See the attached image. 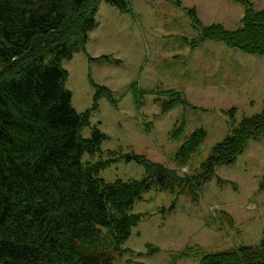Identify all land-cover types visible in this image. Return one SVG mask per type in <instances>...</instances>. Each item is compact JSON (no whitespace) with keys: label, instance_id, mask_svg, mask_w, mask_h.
<instances>
[{"label":"rangeland","instance_id":"1","mask_svg":"<svg viewBox=\"0 0 264 264\" xmlns=\"http://www.w3.org/2000/svg\"><path fill=\"white\" fill-rule=\"evenodd\" d=\"M121 10L99 0L95 24L83 47L63 59L71 102L78 111L91 106L96 89L105 92L89 110L84 135L97 125L100 149L83 159H107L98 173L107 180L140 178L142 163L124 153L192 172L210 147L242 116L264 105V53H250L221 40L191 44L201 23L241 24L243 0H127ZM264 9V0H250ZM102 86V87H100ZM169 89L185 102L164 108ZM164 102V103H163ZM184 121L180 136L171 131ZM202 126L206 135L186 164L174 159L184 137ZM264 134L251 137L231 162L195 189L170 191L152 184L131 205L141 215L112 264H201L193 252L255 244L264 235Z\"/></svg>","mask_w":264,"mask_h":264},{"label":"trees","instance_id":"2","mask_svg":"<svg viewBox=\"0 0 264 264\" xmlns=\"http://www.w3.org/2000/svg\"><path fill=\"white\" fill-rule=\"evenodd\" d=\"M99 0H0V264H112L131 227L141 215L133 202L152 184L170 191L195 189L231 162L251 137L264 134V105L242 116L209 149L192 172L154 161L141 153H124L142 163L140 178L107 180L98 173L107 159H83L100 149L105 133L89 124V110L105 92L96 89L90 107L78 111L66 87L63 59L83 47L95 24ZM128 10L127 0H107ZM241 24L201 23L191 44L221 40L250 53H264V9L243 0ZM164 108L185 102L180 91H167ZM184 121L171 131L181 135ZM206 135L198 126L174 152L187 163ZM264 180V175H263ZM201 264H264V235L255 244L205 251L192 249Z\"/></svg>","mask_w":264,"mask_h":264}]
</instances>
